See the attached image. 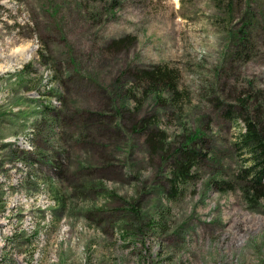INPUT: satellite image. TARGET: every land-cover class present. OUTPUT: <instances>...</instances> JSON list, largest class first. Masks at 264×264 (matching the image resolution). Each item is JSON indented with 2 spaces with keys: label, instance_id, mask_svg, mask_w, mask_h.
Listing matches in <instances>:
<instances>
[{
  "label": "rangeland",
  "instance_id": "1",
  "mask_svg": "<svg viewBox=\"0 0 264 264\" xmlns=\"http://www.w3.org/2000/svg\"><path fill=\"white\" fill-rule=\"evenodd\" d=\"M159 67L178 75L164 109L127 74ZM262 104L264 0H0V264H264V195L218 183L249 166L236 144ZM142 118L163 153L200 133L187 182Z\"/></svg>",
  "mask_w": 264,
  "mask_h": 264
},
{
  "label": "trees",
  "instance_id": "2",
  "mask_svg": "<svg viewBox=\"0 0 264 264\" xmlns=\"http://www.w3.org/2000/svg\"><path fill=\"white\" fill-rule=\"evenodd\" d=\"M252 23L250 19L242 24L241 28L232 35L231 39L235 41V46L245 45L250 37ZM30 66L26 65L21 74L25 73V69ZM134 90L141 91L143 101H152L154 105L160 109H164L169 105H176L178 99V75L175 70L167 67H159L154 71L146 69H134L127 71ZM53 92V89L50 90ZM113 103V102H112ZM115 107L118 102L114 101ZM122 104V101L120 102ZM57 107L49 104L43 105L41 110V120L46 118L52 119L55 122L57 115L55 110ZM118 113L122 110L117 108ZM261 113H257V112ZM255 116L245 119V132L239 136L237 146L240 151L248 155L249 166L243 169L234 180L219 183V189H222L220 184L235 186L227 188L225 191H231L238 188L242 196L249 203H258L264 195V104L254 108ZM121 116V114H120ZM54 119V120H53ZM120 122V121H119ZM121 123V122H120ZM42 124H46L42 121ZM41 124L40 128L44 127ZM154 118H142L140 120L131 121L130 128L133 133L141 134L145 137L146 144L151 148L153 154H160V158L169 162L171 167L168 176V182L171 187L182 184L188 181L192 169L195 166L207 159V154L201 150H197L195 145L202 140L200 133H194L190 136H185V141L179 144L177 148L169 153H163L161 147V133L154 127ZM35 133V132H33ZM43 133V132H42ZM41 136V134H39ZM163 139V138H162ZM163 141V140H162ZM163 155H162V154ZM51 162V161H49ZM64 205L61 204V208Z\"/></svg>",
  "mask_w": 264,
  "mask_h": 264
}]
</instances>
